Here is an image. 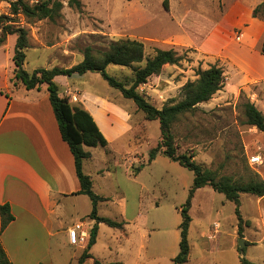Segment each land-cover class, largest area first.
I'll use <instances>...</instances> for the list:
<instances>
[{
  "label": "rangeland",
  "instance_id": "374dc122",
  "mask_svg": "<svg viewBox=\"0 0 264 264\" xmlns=\"http://www.w3.org/2000/svg\"><path fill=\"white\" fill-rule=\"evenodd\" d=\"M13 1L0 0V15L9 12ZM24 1L32 5L40 0ZM58 1L62 3L59 18L22 21L28 32L24 61L28 73L32 68H70L82 60L86 47L104 51L118 40L143 43L146 57L155 48L173 50L179 62L165 65L159 75L137 88L160 109L171 99L181 100L182 87L196 79L197 69L217 65L225 84L172 125L176 152L194 154L193 160L217 178L247 181L264 175V135L244 124L241 109L248 100L264 116V21L252 17L263 0H80L81 11L68 7L66 0ZM15 39L8 36L3 48L13 49ZM106 72L125 87L131 85L130 68L109 65ZM65 80L55 84L72 106H80L79 98L85 93L103 97L123 112L129 127L112 142V154L95 147L94 160L84 167L91 172L93 193L109 199L97 203V215L124 221L125 236L88 218L91 202L87 197L64 202L66 224L83 223L88 236L96 226L89 250L92 260L173 264L179 250L180 208L193 174L161 154L147 162L149 150L160 139L158 121H147L133 101L108 86L100 74L88 72ZM114 129L113 125L108 138ZM251 158H258L257 163L250 164ZM239 201L242 223L238 233L233 203L209 187L195 191L188 210L189 256L184 264H240L241 258L264 264V197L241 194ZM213 223L219 224L217 233L212 232ZM239 238L244 239L242 249ZM81 250L52 239L47 252L15 264H77L73 257Z\"/></svg>",
  "mask_w": 264,
  "mask_h": 264
},
{
  "label": "trees",
  "instance_id": "16d2710c",
  "mask_svg": "<svg viewBox=\"0 0 264 264\" xmlns=\"http://www.w3.org/2000/svg\"><path fill=\"white\" fill-rule=\"evenodd\" d=\"M68 7L81 11L80 0H66ZM165 9L166 6L164 5ZM62 3L58 0H40L32 5L24 0L11 2L9 12L0 15V47L5 43L8 36H15L12 61L14 64V79L20 82L25 89L38 88L45 84L49 93V102L54 113L61 138L69 147L74 159L76 176L80 183L79 194L85 195L91 202V211L88 217L96 224L105 225L123 230L125 222H116L97 215V203L108 201V198L98 196L92 191L91 177L84 174L82 170L83 161L90 158L86 148L105 147L106 139L100 132L92 116L80 106H72L65 96H61L58 86L53 81L56 76L71 77L73 75H84L88 72L98 73L108 86L117 89L125 99L132 100L147 121H158L160 139L156 146L148 152L147 162L151 163L158 154L163 155L180 167L193 174L192 184L189 188L187 199L180 208L181 222L177 229L179 231L178 253L172 258L173 264H184L188 261L189 242L188 228L191 218L188 210L191 199L196 190L209 187L214 192L224 196L226 201L234 204V215L237 220L238 233L241 230L242 217L240 215L239 197L241 194H249L258 198L264 197V175L260 178H250L247 181H234L229 177L217 178L216 175L197 164L193 158L194 154L176 152L177 147L171 133L172 125L181 115L192 113L197 110L201 103H206L212 96L220 91L225 84V76L220 67L210 65L207 69H197L196 79L185 83L181 89V100L173 99L167 101L160 109L151 105L144 96L137 92V88L145 84L152 76L160 74L165 65H175L180 58L173 50L154 49L151 57L145 56L143 43L136 40H118L109 44L104 51L94 50L86 47L82 52V60L70 68H52L50 70L39 68L28 73L23 68L25 61V50L28 48V32L23 27L22 21L30 23L43 19L55 20L60 17ZM253 18L264 21V0L252 11ZM143 64V65H142ZM109 65L128 67L132 70L131 85L127 88L106 72ZM244 124L255 127L264 135V116L248 100L241 104ZM13 215L8 204L0 205V235L12 222ZM96 226L93 227L87 245L78 258L77 264H83L92 257L88 253L94 244ZM0 264H12L0 241ZM93 264H101L93 259ZM240 264H255L241 258Z\"/></svg>",
  "mask_w": 264,
  "mask_h": 264
},
{
  "label": "crops",
  "instance_id": "0c3cea01",
  "mask_svg": "<svg viewBox=\"0 0 264 264\" xmlns=\"http://www.w3.org/2000/svg\"><path fill=\"white\" fill-rule=\"evenodd\" d=\"M12 55V48L0 47V205L8 204L13 215L0 241L12 264L35 260L49 250L52 239L74 250L82 247L73 257L77 262L87 243L75 246L68 242L67 229L72 225L66 224L63 204L70 198L87 196L79 194L74 159L61 138L47 86L25 89L14 79ZM65 78L56 76L53 81L62 84ZM79 101L106 139L103 151L112 154V142L129 130L127 117L103 97L85 93ZM113 125L114 133L108 138ZM94 149L85 147L90 158L82 166L91 178L89 167L87 172L84 167L94 160ZM119 231L125 236V227ZM87 260L93 262L92 258Z\"/></svg>",
  "mask_w": 264,
  "mask_h": 264
},
{
  "label": "built area",
  "instance_id": "2783aa9c",
  "mask_svg": "<svg viewBox=\"0 0 264 264\" xmlns=\"http://www.w3.org/2000/svg\"><path fill=\"white\" fill-rule=\"evenodd\" d=\"M258 161V158H251L250 164H256ZM219 228L218 223H213L212 225V232L217 233ZM67 237L68 242L71 245L75 246H83L87 243V240L89 238L86 230L84 229L83 223H75L71 227L67 229ZM208 239H210L208 237Z\"/></svg>",
  "mask_w": 264,
  "mask_h": 264
},
{
  "label": "water",
  "instance_id": "95a60500",
  "mask_svg": "<svg viewBox=\"0 0 264 264\" xmlns=\"http://www.w3.org/2000/svg\"><path fill=\"white\" fill-rule=\"evenodd\" d=\"M244 245H245V243H244V239L239 238V239H238V247H239L240 249H242V248L244 247Z\"/></svg>",
  "mask_w": 264,
  "mask_h": 264
}]
</instances>
